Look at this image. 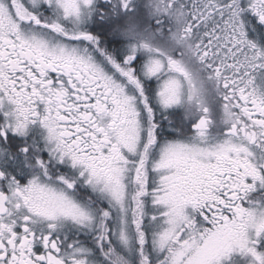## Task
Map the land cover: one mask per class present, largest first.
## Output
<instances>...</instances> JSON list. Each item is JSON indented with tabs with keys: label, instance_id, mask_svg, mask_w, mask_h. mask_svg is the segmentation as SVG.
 Returning <instances> with one entry per match:
<instances>
[{
	"label": "snow or ice",
	"instance_id": "snow-or-ice-1",
	"mask_svg": "<svg viewBox=\"0 0 264 264\" xmlns=\"http://www.w3.org/2000/svg\"><path fill=\"white\" fill-rule=\"evenodd\" d=\"M0 264H264V0H0Z\"/></svg>",
	"mask_w": 264,
	"mask_h": 264
}]
</instances>
